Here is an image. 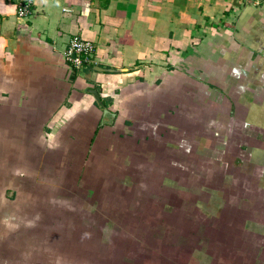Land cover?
Returning a JSON list of instances; mask_svg holds the SVG:
<instances>
[{
	"label": "crops",
	"instance_id": "obj_1",
	"mask_svg": "<svg viewBox=\"0 0 264 264\" xmlns=\"http://www.w3.org/2000/svg\"><path fill=\"white\" fill-rule=\"evenodd\" d=\"M31 1L19 17L0 0V264L65 262L51 237L97 201L84 190L115 168L106 158L122 165L131 144L184 120L180 101L204 104L191 122L220 123L201 127L219 155L264 108V0ZM74 35L95 47L78 70L64 57Z\"/></svg>",
	"mask_w": 264,
	"mask_h": 264
},
{
	"label": "rangeland",
	"instance_id": "obj_2",
	"mask_svg": "<svg viewBox=\"0 0 264 264\" xmlns=\"http://www.w3.org/2000/svg\"><path fill=\"white\" fill-rule=\"evenodd\" d=\"M180 103L184 120L131 144L124 164L115 153L105 157L115 168H99L103 184L84 190L97 192V201L84 198L82 216L67 222L68 235L51 237L54 248L66 250L62 264H264V108L240 122V137L226 131V154L219 155L201 127L214 131L220 123L191 122L187 111L200 115L204 104ZM254 126L263 138L256 139Z\"/></svg>",
	"mask_w": 264,
	"mask_h": 264
},
{
	"label": "built area",
	"instance_id": "obj_3",
	"mask_svg": "<svg viewBox=\"0 0 264 264\" xmlns=\"http://www.w3.org/2000/svg\"><path fill=\"white\" fill-rule=\"evenodd\" d=\"M13 2L16 8V14L19 17H28L31 13V0H7ZM95 47L92 41L83 39L79 35L72 36L67 48L64 51L65 60L69 63L71 69H80L93 53Z\"/></svg>",
	"mask_w": 264,
	"mask_h": 264
},
{
	"label": "water",
	"instance_id": "obj_4",
	"mask_svg": "<svg viewBox=\"0 0 264 264\" xmlns=\"http://www.w3.org/2000/svg\"><path fill=\"white\" fill-rule=\"evenodd\" d=\"M91 92H92V93L94 94V96L96 97V100L98 101V104L101 105V107H102V109H103V111H104V114H110V115H113V113L109 112V111L107 110V108L103 105V103L101 102V100H100V98H99V94H98V92L95 91V90H91Z\"/></svg>",
	"mask_w": 264,
	"mask_h": 264
}]
</instances>
